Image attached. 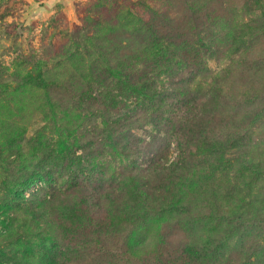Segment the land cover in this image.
<instances>
[{"label": "rangeland", "instance_id": "rangeland-1", "mask_svg": "<svg viewBox=\"0 0 264 264\" xmlns=\"http://www.w3.org/2000/svg\"><path fill=\"white\" fill-rule=\"evenodd\" d=\"M152 27L226 83L176 177ZM0 264H264V0H0Z\"/></svg>", "mask_w": 264, "mask_h": 264}, {"label": "trees", "instance_id": "trees-1", "mask_svg": "<svg viewBox=\"0 0 264 264\" xmlns=\"http://www.w3.org/2000/svg\"><path fill=\"white\" fill-rule=\"evenodd\" d=\"M190 12H192L191 14L194 18L200 16L199 19L202 21H211L215 24H217L218 21L224 17V15H221L218 10H213L210 5L203 6L201 9L197 10H189L185 18L190 17L188 15ZM150 31L154 34V36H156L154 41H157L158 44L162 43L160 44L162 48L164 46L163 44L167 42L169 43L167 44V49L173 45L175 47L174 51L171 50L168 53L167 51H164L166 47L163 48L164 50H161L156 54V61L149 64L152 65L153 68H158L157 71H167L166 75L169 77L170 83L168 85L169 88L165 89V92L159 95L158 100L154 101V99H150L148 102H146V104H144V109L147 110L150 109V107L156 106L159 124L163 123L165 119L171 120L177 118L178 122L183 124L185 127L184 131L179 134L178 142L181 149L185 150L182 155L183 157L173 164V166L171 165L170 167H161L154 172L157 175L161 173H172L176 177V174H182L188 165V160H190L192 157L189 147V144L192 141H195L192 136L197 137V135L199 136L198 133L203 132L204 129H208L210 127L209 122L211 117L214 115L216 116L219 108L217 104L220 102V98L222 96L224 97L226 83L223 75L218 74L213 77L212 84H210L208 87L203 86L200 83L197 84V77L195 74H192L191 78L187 80L188 75L190 76L191 73L197 69L200 70V62L198 60L193 62L188 61L191 58L197 59V54H194L192 49H187L190 47H187L186 45L182 46V41H179L178 35L171 39V37L167 36V34H164V32L159 36L158 31L156 34L153 27ZM178 52L180 53V56H178L180 60L177 61L176 56L179 55ZM213 55L218 60H220L223 59L224 52L218 51ZM187 62H191L190 64L194 66L188 64L185 66ZM130 80L132 82L131 87L146 97L153 96L154 93H152V89L154 88L155 91L157 88V84L146 85L147 87L145 88L148 89V93H146L143 89H138L137 79H134L133 77L130 78ZM144 101H147V99ZM154 102L157 103L153 104ZM160 110L161 113L159 114L158 112ZM111 128L116 129L114 125L111 126ZM177 181L178 180H176L175 183ZM175 187H177V185H174L170 191L173 200L175 193L174 191L176 190Z\"/></svg>", "mask_w": 264, "mask_h": 264}]
</instances>
